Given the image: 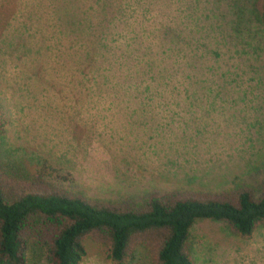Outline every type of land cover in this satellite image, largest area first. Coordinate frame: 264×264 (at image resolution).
<instances>
[{"label":"rangeland","instance_id":"1","mask_svg":"<svg viewBox=\"0 0 264 264\" xmlns=\"http://www.w3.org/2000/svg\"><path fill=\"white\" fill-rule=\"evenodd\" d=\"M142 1L163 17V76L166 65L176 66V77L189 69L191 60L174 56L190 50L195 61L223 65L226 78L206 73L213 89L201 80L189 82L190 93L146 92L125 97L121 107L108 106V97L104 105L73 85L59 47L118 16L120 0H0V105L8 119L2 150L46 188L101 202L135 205L172 191H221L258 180L264 175V27L253 0ZM143 16L134 13L135 23ZM45 46L52 51L38 57L35 50ZM85 246L79 264H116L92 240ZM188 247L193 264H264V223L241 238L223 222L199 220ZM151 258L135 243L123 264H152Z\"/></svg>","mask_w":264,"mask_h":264},{"label":"trees","instance_id":"2","mask_svg":"<svg viewBox=\"0 0 264 264\" xmlns=\"http://www.w3.org/2000/svg\"><path fill=\"white\" fill-rule=\"evenodd\" d=\"M144 3L120 0V14L104 16L105 24H99L92 36L60 45L59 54L69 58L67 74L75 87L85 88L104 105L110 97L108 106L121 107L125 97L146 92L190 93L193 86L189 82L197 86L203 80L213 89L207 77L203 79L206 73L217 77L220 73L226 78L230 71L223 65H206L197 58L196 62L189 57L190 50H175L174 56L183 64L185 59L191 60L186 64H192L189 69L183 68L176 77V66L166 65L163 76V17L161 20L157 14L158 6ZM252 6L255 19L264 27V0H253ZM134 13L144 16L135 23ZM237 31L240 33L238 27ZM231 39L234 45L240 41ZM46 49L52 51L45 46L35 52L40 57ZM216 55L221 56L219 50L213 52ZM154 76L166 81L154 82ZM7 120L0 105V264L37 263L42 259L49 264H79L86 254L87 239L100 245L116 264L126 261L135 243L149 251L152 264H193L188 246L197 221L223 222L241 238L250 237L264 223V175L253 183L242 182L221 191H172L135 205L48 189L44 181L34 177L37 175L2 150Z\"/></svg>","mask_w":264,"mask_h":264}]
</instances>
